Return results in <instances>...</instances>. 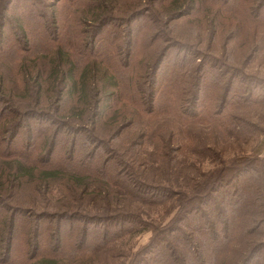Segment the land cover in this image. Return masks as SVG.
Segmentation results:
<instances>
[{
  "label": "trees",
  "instance_id": "trees-1",
  "mask_svg": "<svg viewBox=\"0 0 264 264\" xmlns=\"http://www.w3.org/2000/svg\"><path fill=\"white\" fill-rule=\"evenodd\" d=\"M186 17L255 39L264 0H0V264H264V156L225 157L264 94Z\"/></svg>",
  "mask_w": 264,
  "mask_h": 264
},
{
  "label": "rangeland",
  "instance_id": "rangeland-1",
  "mask_svg": "<svg viewBox=\"0 0 264 264\" xmlns=\"http://www.w3.org/2000/svg\"><path fill=\"white\" fill-rule=\"evenodd\" d=\"M194 21L195 20L192 18L186 17L178 21V23H175L174 26H172L174 35L199 48L205 54L210 53L215 55L217 60H209V64L220 65L222 62L229 65L233 64L240 70L245 71L249 76H255V79H251L253 84L251 85V88H253L254 93H257L258 95L261 93L264 94V32H260L259 37L255 39L248 36L232 37L229 35L234 31L235 25H231L229 26L230 28H225L222 33L218 32L215 35L211 30L212 24L209 20L204 22L196 20V23H193ZM200 24L203 25L204 29L197 28ZM112 28V25H109L106 28V31ZM103 36H105V34ZM255 40L262 42L259 45L256 44L253 48L252 42ZM229 65L224 66L227 73L232 71ZM234 99L233 96H230L228 101L233 102ZM257 107L259 106L249 109ZM231 108L232 107H228V110ZM233 112H235V108H233ZM247 116L254 121L255 128L259 125L261 132L255 131L253 135H251V141L248 144L242 146L239 144L227 146V153L225 155L227 159L236 156L241 160L243 159V156L248 153L264 156V104L260 105V112H257V109H254L251 110V112H248ZM25 136L26 131L22 130L19 138H25ZM220 197L221 196H218V199H220ZM172 217L173 214L169 215V217L167 216V221ZM151 236L152 232L148 231L137 237H133L132 239L126 238L121 240L118 245L124 247L130 254H133L137 249L147 244ZM130 259V257H127L125 264H129ZM121 262L124 263V261Z\"/></svg>",
  "mask_w": 264,
  "mask_h": 264
}]
</instances>
